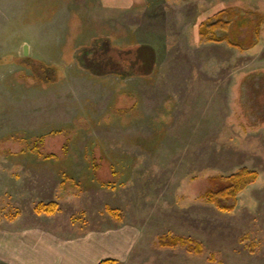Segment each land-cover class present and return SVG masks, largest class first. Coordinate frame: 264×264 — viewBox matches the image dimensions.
Masks as SVG:
<instances>
[{
    "label": "rangeland",
    "instance_id": "1",
    "mask_svg": "<svg viewBox=\"0 0 264 264\" xmlns=\"http://www.w3.org/2000/svg\"><path fill=\"white\" fill-rule=\"evenodd\" d=\"M221 9L261 21L253 47L200 38ZM243 166L232 212L205 202ZM121 225L117 264H264V0H0V228Z\"/></svg>",
    "mask_w": 264,
    "mask_h": 264
},
{
    "label": "crops",
    "instance_id": "2",
    "mask_svg": "<svg viewBox=\"0 0 264 264\" xmlns=\"http://www.w3.org/2000/svg\"><path fill=\"white\" fill-rule=\"evenodd\" d=\"M138 233L133 226L90 229L63 236L39 228H0V264H98L122 260L133 250Z\"/></svg>",
    "mask_w": 264,
    "mask_h": 264
},
{
    "label": "trees",
    "instance_id": "3",
    "mask_svg": "<svg viewBox=\"0 0 264 264\" xmlns=\"http://www.w3.org/2000/svg\"><path fill=\"white\" fill-rule=\"evenodd\" d=\"M214 21H203L199 25L200 38L207 42L225 41L228 45L238 49L251 48L257 43L261 21L247 15H240L230 9H221L214 14ZM229 16L230 21L224 19ZM220 32L222 34H220ZM259 174L254 169L241 167L230 174H218L207 177V186L202 193V198L208 204H212L217 210L230 213L237 205L238 195L249 185L256 182ZM58 208V203L51 201L39 203L35 207L36 213L53 214ZM106 210L112 212L106 206ZM160 247L186 248L189 252L199 254L202 252V244L190 237L181 235H161L157 239ZM98 264H117L112 258L103 259Z\"/></svg>",
    "mask_w": 264,
    "mask_h": 264
}]
</instances>
